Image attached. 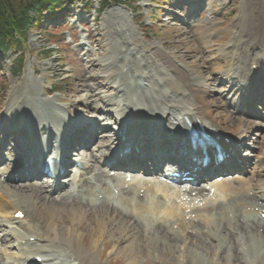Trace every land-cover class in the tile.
Returning <instances> with one entry per match:
<instances>
[{
    "label": "bare ground",
    "instance_id": "obj_1",
    "mask_svg": "<svg viewBox=\"0 0 264 264\" xmlns=\"http://www.w3.org/2000/svg\"><path fill=\"white\" fill-rule=\"evenodd\" d=\"M239 10L243 13V16L239 15L234 23L226 29L207 28L204 32L195 35L194 38L199 45L203 49H208L211 47L209 40L218 32L230 29L232 33H235L231 42L219 48L218 55L207 62L211 68L209 69V73H207L209 76L204 80H200L198 77L189 78L192 76L189 75L191 72L188 70L195 69V63L178 55V58L184 62L185 69L178 67L169 60V56L166 53L154 47L150 52L149 59L159 64L166 71V74H163L164 78H160L159 80H152L154 78H151V83H147L149 77L145 76L144 72L140 71L138 67L136 70L126 65L128 60L136 64H138V60L143 62L145 55H141L139 51L137 60L136 54L133 52L136 49L132 48V44L128 41L125 42V35L123 33H116V47H118V51L115 54L112 53L104 58H100L97 55V50L82 48L83 51L89 52V56L85 61L88 73L86 74V79L81 81L83 85L79 86L78 95L81 93L85 94L77 97V101H75L77 104L70 105V108L77 105L92 114H99L100 109L108 111V113L116 116L115 119L111 118V115L108 118L110 125L116 129H120L124 121L123 127L125 128L129 118L132 120V117H134L135 122L138 124L135 126L131 124L126 128V132H131L132 134H136L140 128L147 127L154 122L159 125V121L164 119L165 121L161 127L168 128L167 131L169 133L175 129L178 138L181 137L179 140L180 144L187 150L198 147L195 144H189L188 137L190 131H201L202 128L208 137L211 138L212 142H216L222 147H230L236 142L243 144L245 136L247 137L253 130L258 131V127L263 126H258L256 123L251 122L248 115L240 114L234 107L230 106L229 98L232 99L233 105L239 106L241 97L246 94L245 91L252 90L257 80H264V7H262V3L260 5V0L258 2L256 0H247L245 4L240 6ZM194 54H197L201 61L205 59L199 52ZM222 64H225V67ZM114 65L118 66L119 77H121L115 79V77L109 75L111 87L106 90V86L108 85L102 83L106 78L97 76V73L103 72V74H107L112 70L111 67L114 68ZM254 67L257 68V71H253ZM168 72L172 74L171 77H169ZM220 77L230 84L227 92H223L226 93L225 97L222 92L220 93L216 90V86L223 85ZM124 80H126V85L121 84ZM24 85L26 86L22 88H26L24 92L19 91L16 87L14 88L17 96L15 93H11L12 100L8 99L5 111L0 115V129L5 128L3 131V135H6L5 139L9 137V134H7L9 132L4 133L6 127L11 125L16 128V132L21 133L20 136L22 132H25L23 131L24 128H21L20 123L22 122V127L30 124L27 122V119H22V114L28 112L27 107L42 112L49 106L48 111L53 112L51 118L44 116V114L38 115L39 120L36 125L38 127L45 125L43 127L48 129L42 130V132L37 133L33 137L31 150L39 147L42 137L50 139L54 136L53 133H55L56 135L63 134L64 139L68 135H72L76 125L73 123L70 125V118L64 113L63 106L55 102L42 101L40 97L36 101V98L31 94L30 86L25 82ZM150 85L154 88L149 89ZM125 87L127 89L129 87V90H124ZM112 88L115 89L116 93L109 92ZM131 88L139 90L142 95L143 91H146V98L150 95V98L155 103L152 106L139 104L142 99L138 97L136 92L130 91ZM98 89L106 91L99 94L97 93ZM152 90H156L157 96L152 95ZM19 92L21 94H18ZM175 94L186 98L182 100L175 99L174 96H171ZM99 95L101 98H99ZM186 99L190 100V102L188 101V105L180 103V101ZM92 100L94 101L92 102ZM242 100H245V98H242ZM140 105L143 106L140 107ZM66 107L68 108L69 106ZM134 107L136 109L135 114L128 115V112L134 111L130 108ZM217 111H222L221 116L213 115ZM79 112L83 113L82 111ZM234 112L236 114L233 115ZM155 113L159 115L160 119L152 116ZM172 113L173 118H171ZM181 117L182 120H180ZM151 129V127L145 130L142 129L141 135L147 134V136H150L152 134L150 132ZM160 134L163 135V131H160ZM125 135L127 137L130 136L128 134ZM69 139L74 141L73 138L68 137ZM102 141L99 143L98 150L105 146ZM65 142L66 139L61 141V145L65 144ZM48 145L52 146V143H47ZM209 152H211V149H203L202 147V150L198 152L194 151L193 153L194 156H197L198 154ZM257 163L262 166L264 164V157L259 159ZM4 175V173L1 174L0 178ZM140 181L131 180L123 182L126 187L123 185L125 190H123L122 194H126L130 199L121 201L126 206V209L122 211L121 215L123 218H119V221L130 229L133 224L139 223L142 217H144L148 221H153V226L149 231H141V228L140 231L135 232L130 229V232L137 238V241L133 240L132 243H130L132 235L128 232L127 228L119 232L109 226V222L112 220L118 222L116 214H119L120 210L111 203L114 200L113 188L109 187L108 184V190L105 192L104 197L94 194L98 202L104 199L99 205L90 206L89 212H93L95 218H90L87 211L88 205L82 204L76 206V209L68 211L69 218L67 223H63L64 220L61 216L62 212H65L68 207H58L55 210V206L50 203L51 199L48 198L49 195L47 194L50 193L48 190L31 184L24 185L23 189L17 187L8 188L6 186L2 188L0 186V215H2V218H0V243H8L9 240L13 239V236L16 237L18 243L17 250L14 248L0 249V260L3 261L5 259L7 264H24L28 259L38 257L29 255L25 258L26 254L22 252H29L27 250L32 251V248H34L27 240L35 238L36 244L44 243L45 245L42 247V250L46 252L50 246L47 240H58L60 236L58 227H60L61 229H65L68 234L66 241L69 242L73 239L82 240L81 237L91 231L92 235L95 236L93 247L96 251L92 248L93 253L104 252L100 248L105 244L108 245V241L117 250L124 244L125 246L122 250L113 252H115L114 254L118 258L119 256H125L129 261L128 263L133 264L132 261L136 255L135 251L138 252L139 249H146L145 245H143V237L154 238L153 249L167 250L169 248V241L163 237V234H169V231L176 227L172 235H178V240L183 241V246L179 247L180 254L182 256L184 254L185 259L187 257V259H191L195 264H214L218 255L227 246L226 239L233 242L234 238H242L244 247L246 246L247 248L243 260L250 259L252 261L251 264L260 262L257 257V251L260 252L262 248L260 249L261 244L258 247V240L264 241V222L256 217V214L258 215L259 210H264V169H259L255 177H252L249 181L241 177L232 178L233 183L237 184L235 188H229V183L216 184L214 187H216V191L219 193L218 198L208 197L207 202L193 209L194 219L192 220L187 218L192 215H185L189 213V208L183 202L184 200H176L174 197L176 192L173 191H176V189L160 181H150L148 179ZM99 183L101 182L99 181ZM81 184H85L84 181ZM26 189H30V193L24 191ZM195 191L201 194L203 189H195ZM86 192L92 191L87 190ZM144 196L147 197V203L142 205ZM159 198L163 200H158ZM171 200H176V204L160 205L163 202ZM260 201L261 203H259ZM201 208L203 209L201 210ZM127 209L130 212H125ZM19 211L25 215V218L21 221H17L14 218L15 214ZM210 213L215 215V219L209 216ZM71 216H73V219L70 220ZM36 217L43 221V223L36 221ZM245 218L252 219V221H245L243 223L242 219ZM35 222V225H30ZM86 224L89 226V231H85L83 228ZM4 226L12 227L10 235H5L4 230H2ZM91 226H93L92 230L90 229ZM42 229L44 230L41 232ZM43 234H45V238ZM107 238H115V242ZM23 242H25V245H23ZM239 248L242 250V247ZM13 251H18V255ZM47 253L53 256L55 264H61L70 258V256L63 257L59 253ZM128 253H132V256ZM81 256L83 257V254ZM40 257L44 256L40 255ZM252 257L256 260H253ZM74 258L76 262L79 261V250L75 251Z\"/></svg>",
    "mask_w": 264,
    "mask_h": 264
},
{
    "label": "rangeland",
    "instance_id": "obj_2",
    "mask_svg": "<svg viewBox=\"0 0 264 264\" xmlns=\"http://www.w3.org/2000/svg\"><path fill=\"white\" fill-rule=\"evenodd\" d=\"M198 1L199 3L196 4V6L201 5V7L204 8L205 4L209 5L214 3L213 6L215 11L212 7L213 11L211 15L209 10H206L208 9L207 5L204 10L200 11V16L192 28L189 26L184 27V23L181 22L182 20L190 21L189 17L192 15V13H188V8H190V6H184V10H178L176 7H171V0H160V8L162 9L163 15L160 16V20L156 23L157 26H155L150 31V33L147 34H143V31L148 28V26L136 28L133 23H135V21H140V23L145 22L147 25H149L150 21L148 16L152 10L151 7H144L141 13L138 15L140 16L139 19L136 20V17L135 20H133L135 15H132L129 11L126 12L123 9L118 10L117 6L109 5L107 6L105 12H103L101 15L97 14L94 9H100L104 1L94 0V3H92L93 5L90 6V11L82 13L81 18L86 20L85 27L88 28V35L95 37V39L93 38L94 41H100L99 44L101 47L98 46V43H93L91 46V49L98 51V56L106 57L109 55V52H115L116 48H118L116 47V33H123L125 35V41H128L130 44H132V48H135L136 50L145 54L148 59L150 56L148 53L154 46L159 48L163 53H166L169 56V60L173 64L184 69L185 64L178 58V55L180 57H185L190 62L195 63V69L188 70L191 72L189 75L192 76L189 78L193 79L194 77H198L200 80H204L207 78V76H209L207 73H209V69L211 68L210 64H207V62L214 56L218 55L219 48L230 42L232 38V32L230 29H227L224 32L218 33L216 37L210 39L211 47L208 49H203V47L199 45L197 40L194 38L195 35L202 33L208 28L209 24L206 25L205 22L209 18H212L210 23H212V26L218 30L226 29L228 26L232 25L233 21L238 16L237 8L240 7L241 4H244L246 0ZM224 2L227 4L223 10H221V6L225 4ZM136 3L143 6L148 5L146 0L129 1V4L135 6V8ZM260 3H262V7H264V0H260ZM178 4L180 5V3ZM75 7L76 9H80L82 5L77 3L75 4ZM172 12L173 14L171 16ZM75 14L76 16H79L80 12L76 11ZM94 18H97V22L93 21ZM165 19L168 20L169 24L164 23L163 20ZM67 20L65 23L70 26L71 22H75L77 19L72 20V18L69 17ZM51 21H53V19ZM207 23L209 22L207 21ZM55 26V24H44L43 29L41 24L39 29L37 27L29 32L27 41L28 43L25 52V58L27 56L26 65L22 71H18L19 74L17 76H13L12 74V61L16 58V55L8 56L6 59H0V114L4 111V107L6 106L7 100L10 98L11 93H15V87L21 92L26 91V88L22 89L23 86H25L24 82L30 86V91H32L31 94L35 97L37 95L40 96L42 101H45V98L47 99L49 97L51 100H53L52 98L60 99L68 105L74 103L77 104L75 102L77 101V97L83 96L85 94L81 93L78 95L79 86L83 85L81 81L86 79V66L84 63H82L83 61L81 62L80 56V52H82L81 48H79L78 45L72 46V44H68L69 39L65 33L59 32L57 35ZM73 31H75V29H73ZM43 32L45 34H43ZM53 37H55V39H53ZM144 38L147 41H144ZM197 52L205 57L203 61L200 60V57H198L197 54H194ZM147 62L149 61H144V63L137 62L140 68L139 70L144 71L146 68H143L142 65H145ZM27 66H30V68L27 69ZM149 69L153 78L160 79V68L155 63L150 65ZM100 73L101 72H98L97 75H100ZM106 75L116 76L117 68H113ZM106 82L107 81H105V83ZM91 85H93V83H91ZM52 86L59 88V95H50L46 93ZM216 90L218 92H224L227 90V88L222 85L220 87H216ZM21 92L18 94H21ZM224 94L226 95V93ZM177 99L182 100L184 97L182 95H177ZM180 102L184 103L187 101L183 100ZM79 111L84 113V111L87 110L75 105L71 112L74 116L81 118V116L84 115H81ZM221 114L222 111H217L214 112L213 115L221 116ZM96 118H98V116H96ZM256 123L260 122L256 121ZM249 144L252 147H255L252 145V143ZM58 198L59 197L56 199ZM73 208V206L72 208L68 207L65 212L63 211L61 216L64 220L63 223L68 222V211ZM171 243V245H175L180 242H178L176 239H172ZM106 254L107 255L104 256L103 259H99L98 257L95 259L89 258L84 264H109L111 257L108 255V253ZM144 255L145 259L144 256H139L136 264H178L174 255L171 256L160 252V258L156 260H153L147 253H144ZM219 257H221L219 264H244V260H241V254L233 251L232 245L227 249V253L223 252ZM258 257L260 262L256 264H264V247H262ZM228 258L230 259V263H228ZM181 264L193 263L184 261L181 262Z\"/></svg>",
    "mask_w": 264,
    "mask_h": 264
},
{
    "label": "trees",
    "instance_id": "obj_3",
    "mask_svg": "<svg viewBox=\"0 0 264 264\" xmlns=\"http://www.w3.org/2000/svg\"><path fill=\"white\" fill-rule=\"evenodd\" d=\"M65 0H0V49L7 50L20 47V38L26 41L27 32L37 23L42 13L63 7ZM34 16L30 17L29 12ZM17 36V39H16Z\"/></svg>",
    "mask_w": 264,
    "mask_h": 264
}]
</instances>
